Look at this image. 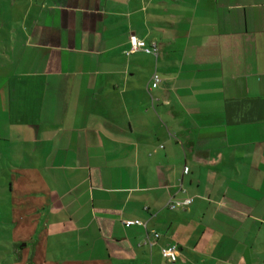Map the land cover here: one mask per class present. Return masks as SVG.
<instances>
[{
	"label": "crops",
	"instance_id": "crops-1",
	"mask_svg": "<svg viewBox=\"0 0 264 264\" xmlns=\"http://www.w3.org/2000/svg\"><path fill=\"white\" fill-rule=\"evenodd\" d=\"M16 6L0 264H264V0Z\"/></svg>",
	"mask_w": 264,
	"mask_h": 264
},
{
	"label": "built area",
	"instance_id": "built-area-1",
	"mask_svg": "<svg viewBox=\"0 0 264 264\" xmlns=\"http://www.w3.org/2000/svg\"><path fill=\"white\" fill-rule=\"evenodd\" d=\"M133 47H134L133 49H138V48L144 49L148 53L156 54V52H157L156 44H154L153 46L149 47L143 41H137L136 44ZM160 82H161V78L159 77V75L158 74H154L153 78H152L151 87H154V88L157 87ZM188 172H189V167L185 166L184 173H188ZM192 202H193V198L192 197H186V198H182V199H170L168 201V207L170 209H176L178 207L188 206ZM135 222L136 223H143L140 220H136ZM154 234H155L156 237L160 236L159 232H154ZM174 249H176V245H172V246H170V248H164L163 249V253H164V255H169L170 252L172 250H174Z\"/></svg>",
	"mask_w": 264,
	"mask_h": 264
},
{
	"label": "rangeland",
	"instance_id": "rangeland-1",
	"mask_svg": "<svg viewBox=\"0 0 264 264\" xmlns=\"http://www.w3.org/2000/svg\"><path fill=\"white\" fill-rule=\"evenodd\" d=\"M23 1V0H22ZM7 3L5 6L4 4ZM11 3V0H0V25L4 23H9L11 20H13L15 23H19L21 21V13H18L17 9L18 7H15V14L14 16L4 15L5 11L7 10L9 4ZM12 17V19H11ZM258 256H256L257 258Z\"/></svg>",
	"mask_w": 264,
	"mask_h": 264
}]
</instances>
